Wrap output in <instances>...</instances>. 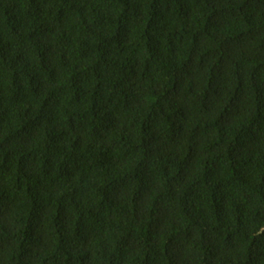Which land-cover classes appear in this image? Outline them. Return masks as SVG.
<instances>
[{"label": "trees", "instance_id": "1", "mask_svg": "<svg viewBox=\"0 0 264 264\" xmlns=\"http://www.w3.org/2000/svg\"><path fill=\"white\" fill-rule=\"evenodd\" d=\"M0 264H264V0H0Z\"/></svg>", "mask_w": 264, "mask_h": 264}]
</instances>
